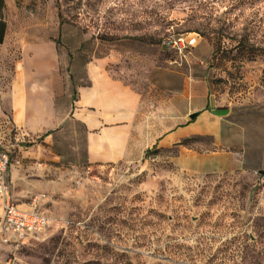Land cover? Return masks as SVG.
I'll list each match as a JSON object with an SVG mask.
<instances>
[{"label": "rangeland", "instance_id": "374dc122", "mask_svg": "<svg viewBox=\"0 0 264 264\" xmlns=\"http://www.w3.org/2000/svg\"><path fill=\"white\" fill-rule=\"evenodd\" d=\"M12 2L25 56L33 43L53 40L71 81L85 61L109 53L110 73L149 97L165 89L163 79L193 67L236 124L240 161L186 172L172 148H153L134 162L90 169L83 127L68 119L53 146L59 170L29 149L30 138L4 131L10 193L51 222L17 243L0 235V264H264V0ZM171 32L197 42L177 56L162 43ZM1 208L0 201V219Z\"/></svg>", "mask_w": 264, "mask_h": 264}, {"label": "crops", "instance_id": "0c3cea01", "mask_svg": "<svg viewBox=\"0 0 264 264\" xmlns=\"http://www.w3.org/2000/svg\"><path fill=\"white\" fill-rule=\"evenodd\" d=\"M12 1L0 0V134L12 128L17 140L30 138L29 149L59 170L61 155L53 146L68 119L83 127V160L90 169L134 162L153 148H172L173 163L186 172L239 166V140L231 135L236 124L193 67L189 75L179 71L163 79L165 89L149 97L110 73L109 53L85 61L71 81L69 61L60 62L53 40L33 43L25 56V34L12 31ZM17 150L23 153L25 146L17 143ZM12 179L20 181L14 173Z\"/></svg>", "mask_w": 264, "mask_h": 264}, {"label": "built area", "instance_id": "2783aa9c", "mask_svg": "<svg viewBox=\"0 0 264 264\" xmlns=\"http://www.w3.org/2000/svg\"><path fill=\"white\" fill-rule=\"evenodd\" d=\"M196 42L197 37L195 35L171 32L165 35L162 43L166 49L177 56H183ZM169 61L173 62L174 59ZM9 165V152L3 148L0 142V201L2 206L0 235L5 242L17 243L30 234L44 229L51 220L34 208L21 206L12 198L6 178ZM261 182L264 188V177L261 178Z\"/></svg>", "mask_w": 264, "mask_h": 264}, {"label": "water", "instance_id": "95a60500", "mask_svg": "<svg viewBox=\"0 0 264 264\" xmlns=\"http://www.w3.org/2000/svg\"><path fill=\"white\" fill-rule=\"evenodd\" d=\"M194 115H195V113L193 112V113L190 114V117H193Z\"/></svg>", "mask_w": 264, "mask_h": 264}]
</instances>
